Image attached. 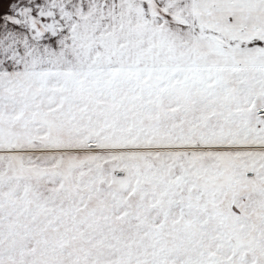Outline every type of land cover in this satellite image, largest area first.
Masks as SVG:
<instances>
[{
  "label": "snow or ice",
  "instance_id": "snow-or-ice-1",
  "mask_svg": "<svg viewBox=\"0 0 264 264\" xmlns=\"http://www.w3.org/2000/svg\"><path fill=\"white\" fill-rule=\"evenodd\" d=\"M0 264H264V0H0Z\"/></svg>",
  "mask_w": 264,
  "mask_h": 264
}]
</instances>
